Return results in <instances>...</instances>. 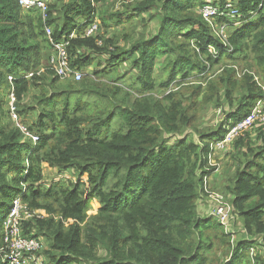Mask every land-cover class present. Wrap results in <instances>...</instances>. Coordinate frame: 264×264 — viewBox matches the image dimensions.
I'll list each match as a JSON object with an SVG mask.
<instances>
[{"label":"trees","instance_id":"1","mask_svg":"<svg viewBox=\"0 0 264 264\" xmlns=\"http://www.w3.org/2000/svg\"><path fill=\"white\" fill-rule=\"evenodd\" d=\"M226 1L133 0L111 11L106 0H48L52 40L78 33L67 46L71 65L83 73L75 87L48 67L53 45L40 10L0 0V248L12 199L22 195L30 210L46 211L22 227L41 241L40 256L50 264H208L215 238L231 257L218 264H264V124L231 143L225 191L243 236L232 239L215 214L199 210L211 141L264 101V85L251 72L264 68V0H230L237 17L226 14ZM208 2L225 12L215 23L225 24L226 39L198 11ZM143 14L155 30L132 24L122 35L127 44L114 34L80 36L95 17L105 31L137 17L144 24ZM240 62L246 68L239 70ZM121 64L131 67L139 89L132 100L118 97L119 78L95 80ZM195 82L186 102L181 87ZM203 87L225 113L214 129L194 123ZM11 91L18 118L38 141L15 125ZM95 101L111 109L92 114ZM44 165L76 177L44 183ZM94 201L96 212L88 215Z\"/></svg>","mask_w":264,"mask_h":264},{"label":"built area","instance_id":"2","mask_svg":"<svg viewBox=\"0 0 264 264\" xmlns=\"http://www.w3.org/2000/svg\"><path fill=\"white\" fill-rule=\"evenodd\" d=\"M18 4L23 10H28L31 8H37L40 10L42 20L45 23V31L49 36L50 41L53 45V51L50 53L48 58V67L52 72L53 76H58L61 80H73L79 81L83 77L81 70L71 65L69 54L67 52V46L69 44V39L78 35V33L73 30L69 33L68 38L64 36L63 41L54 42L51 38L52 28L46 24L49 17L48 13V0H17ZM113 1V0H112ZM116 4L127 3V0H114ZM226 14L237 17L238 12L233 1L227 0L225 4ZM201 16L207 21L212 29L218 34L222 39L225 36V24L215 23V19L219 15H223L225 12L221 11L220 8L213 3H205L198 9ZM85 21H81L78 26H81ZM101 30V22L98 17L90 23H87L83 30L80 32V36L84 37H96ZM67 38V39H66ZM100 44V42H98ZM43 70V69H42ZM29 73L28 76H31ZM9 81H12V76H8ZM264 89V87H263ZM15 94L11 91L9 95V106L10 113L15 122V125L20 129L25 137H31L33 142L38 141V135L36 133H31L27 128L26 124L23 123L18 117L15 109ZM264 124V107L262 102H258L257 105L240 121L228 125L224 136L215 141H211L209 147V156L216 152V149L225 150L231 145L234 139L240 136L244 132H248L257 124ZM208 176H205L207 178ZM204 178L203 190L208 194L209 191L206 188L207 181ZM213 192V191H212ZM214 195H210V200L214 202V214L216 215L219 223L224 226V228H231L233 210L232 205L226 200L221 194L213 192ZM22 195H17L12 199L10 209L4 221L3 227V246L0 248V262L4 264H41L42 260L37 258H31L34 253H37L42 248V243L38 238L26 235L23 233L22 222L24 220H29L26 215L22 200ZM235 238V232L233 228L231 230H226ZM254 248L250 249V253L253 255Z\"/></svg>","mask_w":264,"mask_h":264},{"label":"rangeland","instance_id":"3","mask_svg":"<svg viewBox=\"0 0 264 264\" xmlns=\"http://www.w3.org/2000/svg\"><path fill=\"white\" fill-rule=\"evenodd\" d=\"M132 1L133 0H127V2H132ZM122 5H123L122 3L117 5L116 1L114 0L113 1L106 0L105 2V6H107L106 8L111 11L116 10V9L121 10ZM141 17L145 19L144 21V24H146L145 30H144V24L143 23L139 24L140 17H137L136 19L134 18L130 20L129 22L124 21L117 26H111L105 29V31H104V27H101V30L98 34H104L105 36H108V37H112L114 34V41L118 42L117 44H120V45H124L125 43L127 44L128 41L127 40L125 41V39H122V35L128 34L131 32V30L133 29L132 24H134V26L138 30L140 31L143 30L145 33H147L149 30H151V32L155 30V23H149L148 16L143 14ZM224 39H226V35L224 36ZM97 42H100V44H102V40L100 39H97ZM162 62H163V59H158L156 62L155 76H157V72L159 71ZM226 62H229V61H226ZM121 65L122 66H119L118 69L114 73H112V75H108L106 77H98L95 80L99 81L100 83H105L106 81L108 83V82H113L112 79L114 78H119V81L113 82L115 84H118L120 87L122 86L121 87L122 92L118 95V97L121 99L124 98L126 100H132L138 96L139 89L135 85H132L134 82L132 81V79H130V73L133 72L130 69L131 67L125 66L124 64H121ZM243 68H246V64L244 62H240L238 65V69L242 70ZM252 71L257 76L258 83L264 85V68L255 67V68H252L251 72ZM119 74H124V76L119 77ZM195 79L196 78H191L190 80H195ZM71 82H72L71 84L74 85L75 87L78 85V84H75L74 81H71ZM189 84H192V85H185L181 87L183 88L181 92V98L185 99V101L188 98V96L191 95L194 85L195 84L197 85L196 82L189 83ZM154 94L156 97L160 98L163 93L160 91H155ZM86 98L88 97L85 96L84 100H82L81 103L84 104V102L86 101ZM217 102L218 100L216 101V95L212 94L210 91L208 92L207 90H205V87H203L202 92L199 93V95L197 96V102L195 104L196 115H195L194 123L197 126H204L208 124L211 127H213V129L217 127L218 123L221 122V120L225 117V113L223 112V110L220 107L216 106ZM262 105L264 106V101H262ZM3 106L4 107L7 106V98L6 100L4 98ZM109 108L111 109L109 104L107 103L101 104L99 101H95L90 104L89 106L90 110H87V111H90L92 114L97 112L102 115L103 111L104 113H107L110 110ZM33 115L34 113L32 114V116ZM230 150H231V145L228 146L224 151L216 149V152L214 154H211L210 156L208 154V162H207L206 168L210 169V173L205 175V176H208L207 178L205 177L204 178L208 182L206 185V188L211 192L208 196V194L203 190L202 191L203 197L200 201H198V203L202 205L200 206V208L204 209V210L199 209L203 214H210V215L214 214V202L210 200L211 198L210 195H214L213 192H217L221 194L224 198H226V200L230 198V195L225 191L226 180L232 174L231 168H233L232 167L233 166L232 153ZM43 171H44V183H47V184L50 183L51 181H58L62 179L63 177L71 179V180L75 179L76 177V173L71 169L65 170V171H59L55 168H49L47 165H44ZM92 204H93V207L88 212V215L96 212L95 211V208L97 207L96 201H94ZM45 212L46 211L42 208L33 209V210H30L29 208H27L25 210V213L29 217V220H35V217L42 216L43 214H45ZM69 221H71V219ZM231 221H232L231 226L233 225L231 228H233L235 232V237L237 235H238V238L242 237L243 230L241 229L242 225H241L240 218L238 216L233 215ZM231 228L230 229L225 228V229L231 230ZM259 241L260 240H256V244H258ZM213 245H214L213 250L208 252V257L210 258V262L208 264H218V262L220 263L223 261L230 260L228 259L230 255L229 254L226 255L224 253L225 250H223V248L225 246L223 244L221 246L219 239L215 238L213 241ZM40 252L38 251L37 253H34L31 256V258H37L38 260H42L41 264H50V262L47 259L41 257L42 255ZM254 253H257L256 247H254L253 254ZM259 255L262 258L264 257V254L262 251H259ZM243 264H245V262H243Z\"/></svg>","mask_w":264,"mask_h":264}]
</instances>
